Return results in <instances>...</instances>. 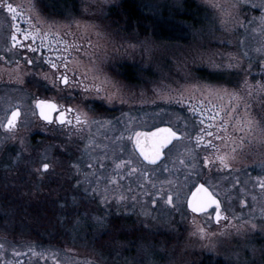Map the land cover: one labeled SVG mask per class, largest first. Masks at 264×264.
Here are the masks:
<instances>
[{
	"label": "rangeland",
	"instance_id": "374dc122",
	"mask_svg": "<svg viewBox=\"0 0 264 264\" xmlns=\"http://www.w3.org/2000/svg\"><path fill=\"white\" fill-rule=\"evenodd\" d=\"M126 4L136 7L144 21L148 20L146 16L158 18L163 29L161 35H171L172 39L159 38L156 34L158 28L150 23L137 27L128 24L125 18L119 19ZM191 5L196 6L191 10L197 24L177 23L178 28L172 26L171 30L169 19L178 20L181 15H187L189 11L186 9ZM239 7L238 0H74L71 8L76 14L71 18L69 29L79 45L76 61L84 80L83 87L88 89L89 94L106 98L111 96L113 104L156 105L160 109L161 124L168 122L175 126H180L181 117L178 107L174 106L204 105L208 102L218 105L223 110L226 122L222 149L217 156L211 155L205 167L204 154L194 151L188 141H179L167 152L162 164L152 170L145 167L147 175L144 182L148 183L147 179L150 178L163 185L157 193H166L172 183L177 186V206L172 207V213L169 207H165L168 204L162 202L157 207L149 204L129 208L122 212L128 216L121 217L126 221L116 229L115 235L110 237L109 234L105 238L103 235L110 226L107 218L92 216L87 207L80 221L77 219L63 228L67 230L63 232L64 235L52 232L50 227L42 229L40 224L44 223L38 216L21 218L13 221L14 225L9 228L0 227V247L8 245L17 249L12 250L16 254L14 258L9 251L5 254L2 252L1 261L20 264L29 251L32 264L203 263L202 257L195 260L192 255L178 256L172 254V249L164 250L172 246L170 233L182 225L184 219L181 217L188 216L186 221L190 229L185 236L193 238L203 247L187 246L192 252L211 254L222 264H244L247 261L264 264V232L259 228L253 231L246 223L235 231L241 242L227 244L222 228L210 222L204 225L202 219H190L192 214L187 209L189 191L202 180L220 193L228 206L231 205L229 201L250 199L242 195L250 186L253 187L251 196L264 201V189L258 186L262 177L258 175L255 187L249 177L237 182L234 175L238 173L235 172L236 168L242 166L241 160L250 155L248 146L251 144L248 140L253 141L251 133L241 147L239 138L246 135L245 131L240 130L245 118V102L251 105L250 111L258 119L260 108L264 107L258 106V101L264 99V94L260 93V89L264 88V24L259 17L237 15L235 12ZM125 77H133L134 80L130 83ZM233 94L242 99H235ZM26 109L24 121L15 129L7 131L0 127V177L4 176L8 184H0V191L15 189L24 197L21 198L23 202L35 204L32 210L38 212L43 208V212L48 211L47 214L53 216L57 208L44 205L49 206L52 200L65 199V192L59 191V185L72 183L60 178V175L56 176L57 172H72L79 169L80 164H76V161L63 166L54 163L50 173H53L52 180L57 177V185L47 187L48 175L43 173L41 165L52 160L45 157L43 151L41 125L31 117V109ZM254 131L257 138L262 135L259 129ZM260 147L264 150V147ZM221 156L225 157L228 167L221 164L218 159ZM26 176L31 180H25ZM73 177L77 178L75 185L89 193V180L76 175ZM27 182L33 185H22ZM104 209L107 210L106 215L110 216L107 214L108 208ZM257 210L255 224L264 225V208L262 212L259 211L261 208ZM244 212L241 210L240 215ZM245 214L252 215L250 212ZM171 216L178 217L175 224ZM58 220L57 217L49 221ZM14 228L16 231L12 233ZM17 229L21 230L23 237ZM138 231L144 234L135 236ZM198 232L203 233L205 238ZM145 233H148L147 237ZM195 234L202 237H195ZM56 237L62 238L58 241L60 243L54 240ZM249 238L256 241L252 245L254 252L252 247H244ZM19 239L21 243L15 244ZM99 243L107 248L106 254L96 249V254L92 252V248L98 247ZM135 243L141 249L134 248L137 247L135 245L132 247L134 250H124ZM185 244L184 240V248ZM242 257L243 262L240 260Z\"/></svg>",
	"mask_w": 264,
	"mask_h": 264
},
{
	"label": "flooded vegetation",
	"instance_id": "af4514ba",
	"mask_svg": "<svg viewBox=\"0 0 264 264\" xmlns=\"http://www.w3.org/2000/svg\"><path fill=\"white\" fill-rule=\"evenodd\" d=\"M7 2L17 10V18L13 20V13L0 7V123L6 124L11 111L18 109L20 112L18 126L24 121L27 113L26 108H30L31 117L38 121L43 129L41 133L43 151L45 157L52 160L48 164L55 166L54 163H56L63 166L74 161L76 164H80L79 169L72 172L70 170L57 172L56 176L60 175V178H66L69 183L70 181L72 183L60 184L59 191L65 192L66 198L58 201L52 200L50 205L52 207L76 208V210L68 211L71 212L70 214H80L79 209L83 208L84 210L87 207L94 217L101 215L98 212L104 213V208H108L107 214L110 216H106L119 219L128 216L122 212H126L129 208H138L149 204L152 207H157L160 202L166 203L168 196L171 195L173 203H167L168 205L165 207H169L172 213V207L176 208L177 206V186L170 183L171 186L166 193H157L162 188V184L150 178L147 179L148 183H145V176L140 175V172L128 175L130 168L136 167L144 172L145 167L154 169L166 160L167 152L179 141H188L194 151L203 153L208 160L212 154L217 156L222 149L226 126L222 108L209 102L204 105H173L178 107L181 117L180 126H175L168 122L161 124L160 109L156 105L113 104L106 97L90 95L88 89L83 87L84 80L76 61V56L80 51L77 50L79 45L69 29L71 18L76 14L75 10L71 8L74 0H7ZM252 3L259 4L261 0H249L247 5L240 3L239 9L235 13L260 18L261 9L251 7ZM26 34L27 38H25ZM13 35L16 36L15 41L11 39ZM30 48L36 49V51H30ZM29 60L31 63L28 62ZM53 64L56 65V68L52 67ZM61 74L68 76L69 83L67 85L58 79ZM39 101H47L60 106L57 111L51 113L53 123H48L38 117L37 103ZM68 109H72V111H68ZM61 111L65 112V120H70V124L58 122L57 118ZM84 114L87 117L86 122L77 123L76 116L81 115V119L84 120ZM93 121H99V123ZM107 121L111 123H106ZM146 123L150 126L145 125ZM160 126H169L179 132L182 137L180 140H175L165 150V158L162 162L150 165L143 161L139 151L135 148V133L152 131ZM209 132L212 133L211 136L208 135ZM252 133L253 141L251 146H248L250 155L244 157V161L241 160L242 166L236 168L235 172L238 173H234V175L237 181L249 177V181L256 187L258 175L264 180V150L257 144L254 130ZM197 137H201V139L198 141ZM121 160H131L132 164H125L117 168L116 165ZM89 164L92 167H89ZM50 170L51 167L47 172L42 169L43 173L48 175L47 187L57 185V177L52 180L53 173H50ZM73 175L89 180V193L81 191L80 187L75 185L77 178ZM121 177L123 178L121 179ZM25 180L30 181L31 179L26 176ZM113 180L115 182H112ZM199 183H205V181L202 180ZM205 184L219 198L222 218L217 222L215 206L201 212H194L188 207L189 197L197 185L187 195V209L192 214L189 218L202 219L204 225L210 222L215 227L222 228L224 230L222 234L227 244L240 243V238L235 235V231H239L246 222L256 223L257 209L261 208L259 211L262 212L264 201L252 199L253 187L250 186L248 191L242 194L250 199L229 201L231 205L228 206L220 193H216L208 183ZM22 185L32 186L30 182ZM100 208L104 210H98ZM241 210L250 212L252 215H246L245 212L240 215ZM171 217L172 223L175 224L178 217ZM71 218L75 217L62 215L58 222H72ZM187 218L188 216L181 217L184 219L182 225L170 233L169 240L172 246L165 247L164 250L172 249V254L178 256L192 255L195 260L202 257L204 261L191 264H222L211 254L202 255L199 251L192 252V249L186 248L189 245L201 246L193 238L185 236L188 233L186 231L190 229L186 221ZM237 228L239 229L236 230ZM15 231L16 228L11 230L12 233ZM17 232L23 237L21 230L17 229ZM63 232H67V230L60 231L61 235L65 234ZM139 233V231L136 232L135 236ZM198 233L205 238L203 233ZM140 234H144V232ZM30 235L32 233L28 236ZM201 235L195 234V237ZM147 236L148 233H145V237ZM184 240L186 241L185 248L183 247ZM18 242L20 239L15 244ZM245 243V248L251 249L252 247L253 252L255 251V247L252 246L256 243L255 240L249 238ZM135 245L137 247L134 248L141 249L135 243L124 250L129 252V249ZM6 246L8 245L0 247V256L2 252L5 254L9 251L10 256L14 258L16 254L12 250L17 251V249ZM134 248L132 249L134 250ZM95 249L102 254L107 252L105 247L94 246L92 252L95 254ZM24 256V260L20 256V260H22L20 264H32V254L28 251ZM240 260L243 262V257ZM1 262L5 264L4 260ZM7 264L10 262L7 261ZM244 264L252 263L247 261Z\"/></svg>",
	"mask_w": 264,
	"mask_h": 264
},
{
	"label": "snow or ice",
	"instance_id": "6c2138e0",
	"mask_svg": "<svg viewBox=\"0 0 264 264\" xmlns=\"http://www.w3.org/2000/svg\"><path fill=\"white\" fill-rule=\"evenodd\" d=\"M240 3L248 4L249 0H238ZM253 8H259L262 11V15L260 17L261 23L264 24V0H261V3L255 4L252 3L250 5ZM0 7L6 8L9 13H13L12 19L15 20L16 17V9L13 7L11 3H8L7 0H2L0 2ZM25 38H27V34L25 35ZM13 41L16 40V36L13 35L11 37ZM30 51H36V49L30 48ZM79 50V49H77ZM31 63V60L28 61ZM53 68H56V65H52ZM61 83L67 85L69 83V78L67 75L61 74V76L58 78ZM245 83H247L245 81ZM99 91V89H97ZM227 91V90H224ZM251 93V90H250ZM249 93V94H250ZM260 93L264 94V88L260 89ZM233 97L235 99H242V97H239L236 94H233ZM111 99V96L108 97ZM264 105V99H261L258 101V106ZM37 107L40 109V116L46 120L48 123H53L51 113L55 112L58 110L60 107L59 105L47 101H39L37 103ZM251 105L245 102V118L242 121V127L241 131H245L246 135L240 137V142H241V147L244 146L245 140L248 135H250L254 129H259L262 135L256 139V142L258 145L264 147V107L260 108L259 112V119L257 118L256 115H253L250 111ZM235 110V109H234ZM68 111H72V109H68ZM20 113L18 109H14L11 111L10 116L7 118V123H0V127H4L7 131H12L13 129L16 128L17 126V118L19 117ZM85 119H81V115L76 116V122L77 123H82L86 122V114H84ZM58 122L60 124H65V123H71L70 120L66 121L65 120V112L61 111L59 117L57 118ZM94 123H99V121H93ZM106 123H111L110 121H107ZM203 123V121H201ZM209 136L212 135L211 132L208 133ZM129 139H132V137H129ZM180 136L176 131H174L171 127L168 128H157L154 132H149V133H140L137 132L135 133V148L139 151L140 156L143 158V161L147 162L148 164L155 165L157 164V161L161 159V156L163 155V149L167 148L168 145L172 144L173 140H179ZM201 137H197V140L199 141ZM248 143L251 144L252 141L248 140ZM122 150V149H121ZM236 149L233 148V152H235ZM220 159L221 164L224 165V167H228V165L225 163V157L221 156L218 157ZM210 161L208 160L207 157H205V167H207L208 163ZM181 163H184L183 160H181ZM131 165L132 161L131 160H121L119 164L116 165L117 168H120L122 165ZM42 169L44 172H47L49 168L51 167L48 163H43L41 165ZM73 167H77L76 165H73ZM89 167H92L91 164H89ZM103 167V165H101ZM140 172V175L146 176L147 173L136 168V167H131L128 175H131L132 173ZM123 177H121L122 179ZM112 182H115L114 180ZM238 182V181H237ZM142 186V185H141ZM258 186L261 189H264V180H260ZM87 192V190H86ZM253 200L256 199L255 196L252 197ZM155 203V201H154ZM166 203L172 204V196L169 195L167 198ZM242 204L244 203L243 201L241 202ZM215 205L216 208V219L217 222L222 218L221 217V212H220V201L217 199L216 194H214L212 191H209L208 188H206L203 184H201L197 190L196 193L193 194V199L189 201V207L192 209L194 212H201L207 210L209 207H212ZM226 219V217H225ZM249 223V227L251 230L255 231L259 228L260 231L264 232V225L258 226L255 223L251 222H246ZM202 231V230H201Z\"/></svg>",
	"mask_w": 264,
	"mask_h": 264
},
{
	"label": "trees",
	"instance_id": "16d2710c",
	"mask_svg": "<svg viewBox=\"0 0 264 264\" xmlns=\"http://www.w3.org/2000/svg\"><path fill=\"white\" fill-rule=\"evenodd\" d=\"M193 8H196L195 5H191V6H188V8L186 9L187 11H189V13L187 15L183 14L181 15V17L178 19V20H172V19H169V21L171 22L170 24V27H171V30H172V26H176L178 28V25L177 23H180L183 24V22L185 23H192V25H196L197 22H195L193 19L194 17L192 16V14L194 13ZM123 11L119 17L120 18H125L128 20V24H132L133 26H137L139 27V24L140 26L142 24H148L150 23L152 26L158 28L159 30V35H158V30H156V34L159 38L161 39H169L171 38L172 39V36L169 35V36H162L161 35V31H163V29L161 30V23L160 21H158L156 18H153L152 16H146V18L148 20L144 21L143 20V15L137 11L136 7H133V6H130L129 4H126V6H124L123 8ZM125 13V15H124ZM168 20L167 18H164V20ZM128 80V82H132L134 80L133 77H125L124 79ZM4 176H1L0 177V184H2L3 186L4 185H8L6 184V181L3 179ZM10 179V178H9ZM11 182V180H10ZM31 185H33L31 183ZM9 187V186H8ZM17 191H15V189L13 191H7V190H4V191H0V227H10V226H13L14 224H12L13 221H18L20 220L21 218L25 219L26 217L25 216H28L30 219L32 216H38L37 218L38 219H42V222L44 224H40L41 228L42 229H48L50 227L51 231L56 233V232H60V231H63V228L64 227H67L68 225H70L71 223H75V221L77 219H80L82 218L83 215H85L84 211H83V208H80L79 210L81 211L80 214H70L71 212H68V211H73V210H76V208H72V207H58L56 206L55 208H57L56 212L58 211L59 213H56V215H53L51 213H48V211H45L43 212L42 209L43 208H40V210L37 212V211H34L32 209H35V204L31 203H27V202H23V200L21 199L23 196L21 195L20 192H18L17 194ZM24 198V197H23ZM14 203V204H12ZM12 204V205H11ZM44 207H52L51 205H44ZM30 210L29 212H23V210ZM59 209V210H58ZM85 210V209H84ZM34 211V212H33ZM62 215H65L67 217H72L74 216L75 218H71L72 222H64V223H60L58 221H54V222H50L49 220L50 219H56L58 217L59 221L61 220V216ZM70 215V216H69ZM55 216V217H54ZM80 216V218H79ZM98 217L100 218H103V219H106L107 218V221L108 224L110 225L108 227V231L106 232L104 236H108L110 234V237H113L115 235V232H116V229L121 225L123 224L126 220H122L121 218H108L106 216V212L104 211V213H101V215H98ZM106 217V218H105ZM49 219V220H48ZM61 224V226H60ZM60 226V228H59ZM15 229V228H14ZM56 229L58 231H56ZM57 235V234H56ZM59 235V234H58ZM101 237V239L103 240L104 238ZM56 242L58 241H61L62 239L59 238V237H56L54 239ZM60 243V242H58ZM101 244L102 243H99L97 246L100 247V248H104V247H101Z\"/></svg>",
	"mask_w": 264,
	"mask_h": 264
},
{
	"label": "water",
	"instance_id": "95a60500",
	"mask_svg": "<svg viewBox=\"0 0 264 264\" xmlns=\"http://www.w3.org/2000/svg\"><path fill=\"white\" fill-rule=\"evenodd\" d=\"M37 110H38V115H39V117H40V119H43L41 116H40V109L37 107ZM20 113V112H19ZM20 117V116H19ZM19 117L17 118V122L16 123H18V120H19ZM169 126H160V127H158V128H168ZM157 128H155L154 130H152V131H144V132H142V133H149V132H154L155 130H156ZM175 131V130H174ZM178 133V132H177ZM178 135L180 136V139H181V134H179L178 133ZM175 140H173V142H174ZM173 142H172V144H173ZM172 144H170V145H168V147L167 148H165V149H163V155L161 156V159L159 160V161H157V164H159L160 162H162V160H164V158H165V150L166 149H168ZM147 163V162H146ZM157 164H155V165H157ZM150 165H152V164H150ZM201 184H203V183H200V184H198L197 186H196V188L193 190V192H192V194L190 195V197H189V201H191L192 199H193V194L194 193H196V190H197V188L201 185ZM206 188H208L205 184H203ZM209 189V188H208ZM209 191H211L210 189H209ZM218 200H219V198H217ZM189 201H188V207H189ZM213 206H215V205H213ZM212 206V207H213ZM191 209V208H190Z\"/></svg>",
	"mask_w": 264,
	"mask_h": 264
}]
</instances>
